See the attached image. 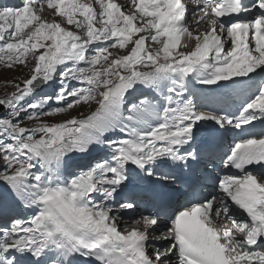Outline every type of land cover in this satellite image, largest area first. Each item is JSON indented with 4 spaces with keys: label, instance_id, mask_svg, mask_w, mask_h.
<instances>
[{
    "label": "snow or ice",
    "instance_id": "snow-or-ice-1",
    "mask_svg": "<svg viewBox=\"0 0 264 264\" xmlns=\"http://www.w3.org/2000/svg\"><path fill=\"white\" fill-rule=\"evenodd\" d=\"M45 8L61 19H44ZM191 41V51L179 50ZM29 56L30 77L0 99L7 109L0 114V264H264V250H254L264 246V130L256 136L244 128L264 123V80L257 85L251 75L264 74V0L0 7V64L27 66ZM194 84L248 95L228 113ZM43 88L52 92L38 96ZM91 103L97 107L84 119L41 120ZM25 118L34 126H21ZM232 130L244 134L218 156L215 138ZM98 145L103 154L80 165ZM217 159L237 173L217 176L215 192L199 200ZM175 169L185 173L183 194L191 198L172 208L151 185L175 184ZM142 205L156 211L121 232L122 214ZM14 207L31 215H10ZM222 219L232 227L219 228ZM162 224L157 239L167 247L150 253Z\"/></svg>",
    "mask_w": 264,
    "mask_h": 264
},
{
    "label": "rangeland",
    "instance_id": "rangeland-1",
    "mask_svg": "<svg viewBox=\"0 0 264 264\" xmlns=\"http://www.w3.org/2000/svg\"><path fill=\"white\" fill-rule=\"evenodd\" d=\"M6 72V71H5ZM2 74V73H1ZM0 74V75H1ZM6 74H11V72H7ZM0 85H2V84H0ZM23 87V86H22ZM14 91H16V90H14ZM14 91H8V90H5V89H0V92H4V93H7V95H10L12 92H14Z\"/></svg>",
    "mask_w": 264,
    "mask_h": 264
}]
</instances>
